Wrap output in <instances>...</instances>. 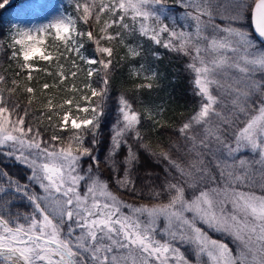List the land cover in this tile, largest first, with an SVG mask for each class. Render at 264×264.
I'll use <instances>...</instances> for the list:
<instances>
[{"label":"snow or ice","instance_id":"6c2138e0","mask_svg":"<svg viewBox=\"0 0 264 264\" xmlns=\"http://www.w3.org/2000/svg\"><path fill=\"white\" fill-rule=\"evenodd\" d=\"M71 4L74 14L58 9L46 23L11 25L0 42L27 81L5 87L0 74V164L24 169L21 180L0 167V264H264V0H178V17L166 0ZM145 41L189 57L199 97L167 147L143 142L141 112L124 93L112 96L116 42L142 61L131 74L145 83L135 89L160 87L163 74L146 56L161 54ZM70 55L89 66L82 87ZM34 72L55 80L40 85L43 101L30 86ZM69 79L64 91L73 95L54 103L47 90ZM163 112L148 107L144 118ZM139 149L160 171L141 170Z\"/></svg>","mask_w":264,"mask_h":264},{"label":"trees","instance_id":"16d2710c","mask_svg":"<svg viewBox=\"0 0 264 264\" xmlns=\"http://www.w3.org/2000/svg\"><path fill=\"white\" fill-rule=\"evenodd\" d=\"M16 0H13L15 2ZM62 10H66L68 13L73 12L71 0H59ZM166 4L172 9L173 15L176 16L177 12H182V9L178 6V0H166ZM174 5V7L172 6ZM3 9H0V42L4 45L8 43L5 33L10 28L8 19L2 15ZM167 22V21H166ZM177 22L181 23L180 20ZM78 29L81 31H88L89 26L82 23L78 24ZM98 34L94 31V35ZM85 44V54L91 55L92 44L84 37L81 41ZM131 42V41H130ZM49 43H52L49 41ZM146 51H158L161 54V59L156 60L150 55L146 56V62L155 67H158L159 71L163 74L162 79L159 80L160 87H153L151 90L142 88L139 91L135 89L136 84L145 83L140 78L132 76V70L139 68V63L142 62L140 58L137 60H131L126 53V49L119 45V42L115 44V58L114 64L116 69L112 77V96L115 98L121 93H124L130 102L133 104L134 109L141 112L142 120L139 126V131L143 137V142L150 143L155 148L157 144H162L167 147L172 141L177 140L178 132L176 129L188 119V117L194 112L199 103V97L195 96L192 91V87L189 83L190 76L185 70V65L189 61V57L182 56L174 52H168L165 49L152 45L150 42L145 41ZM62 47V46H61ZM10 54L7 48L0 49V74L6 76L7 84L5 87H11V79L16 78L22 81L23 84L27 83L22 77L25 75L21 73V77H15V73L19 71L16 63L9 61L7 55ZM76 59L80 65L82 71L78 73L75 78L77 87H82L83 83L87 81V69L88 65L84 64L77 57L70 55L69 61ZM62 63L67 62L61 60ZM38 67H47L45 62H39ZM55 62L50 70L54 71ZM34 79L31 82L33 88L37 90V95L40 96V85L47 82L49 84L55 82L54 77L46 76L44 73H33ZM93 79H96L94 76ZM72 79L65 81L64 85L59 86V90L48 89L47 94L54 95V103H59L63 98L72 96V93L65 92L64 88L71 86ZM95 86V85H94ZM16 96L21 102H26L27 94L23 93L20 89H17ZM41 100L45 99V96H40ZM78 99V96H77ZM83 104V102H81ZM162 106L164 112L162 115L155 116L153 120H147L144 118L145 109L148 107L155 108L156 106ZM35 107V105H34ZM55 119V118H54ZM116 112L115 105L113 104L112 111L104 117L101 125V142L97 145V151L99 158L103 160L108 148V142L110 137V128L115 123ZM156 121H159L158 123ZM133 143L134 150L137 148L136 143ZM141 156V170L152 169L154 171H160L159 166L154 164L153 160L148 157L147 153L143 149H139ZM3 158L0 157V160ZM0 167L6 168L10 175L18 176L21 180L24 178V169L19 164H13L10 161H4L0 164ZM23 207V206H21ZM215 235V234H214ZM216 238L226 240L225 236H217Z\"/></svg>","mask_w":264,"mask_h":264},{"label":"rangeland","instance_id":"374dc122","mask_svg":"<svg viewBox=\"0 0 264 264\" xmlns=\"http://www.w3.org/2000/svg\"><path fill=\"white\" fill-rule=\"evenodd\" d=\"M12 1L10 0L2 13L7 17L10 27L14 24L31 26L32 24L46 23L48 19L56 14V10H62L59 0H17L15 3H12ZM172 6L174 7V5ZM179 15L180 12H177L176 16ZM99 154H101L100 151ZM225 239L226 243L233 246L229 237L225 236Z\"/></svg>","mask_w":264,"mask_h":264}]
</instances>
